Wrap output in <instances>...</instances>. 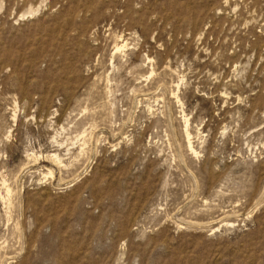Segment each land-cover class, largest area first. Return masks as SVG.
Returning <instances> with one entry per match:
<instances>
[{"label":"rangeland","instance_id":"rangeland-1","mask_svg":"<svg viewBox=\"0 0 264 264\" xmlns=\"http://www.w3.org/2000/svg\"><path fill=\"white\" fill-rule=\"evenodd\" d=\"M0 264H264V0H0Z\"/></svg>","mask_w":264,"mask_h":264},{"label":"bare ground","instance_id":"bare-ground-1","mask_svg":"<svg viewBox=\"0 0 264 264\" xmlns=\"http://www.w3.org/2000/svg\"><path fill=\"white\" fill-rule=\"evenodd\" d=\"M124 42H125V41H124ZM123 46H125V43L120 44V45H119V44H116L114 49L118 51V50L121 49V47H123ZM122 49H123V48H122ZM111 56H112V55H111ZM185 133H186V137H189V136H188V133H187V132H185ZM186 139H188V138H186ZM187 145H188V147H189V150H190V151H193L192 146H191V144H190V142H189L188 140H187ZM52 156L54 157V159H55L56 161H58V162L60 161V160L57 158V156H56L55 154L52 155Z\"/></svg>","mask_w":264,"mask_h":264}]
</instances>
